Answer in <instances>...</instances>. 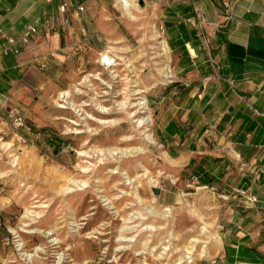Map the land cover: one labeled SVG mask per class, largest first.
I'll return each instance as SVG.
<instances>
[{
  "label": "rangeland",
  "instance_id": "obj_1",
  "mask_svg": "<svg viewBox=\"0 0 264 264\" xmlns=\"http://www.w3.org/2000/svg\"><path fill=\"white\" fill-rule=\"evenodd\" d=\"M134 2L131 19L119 0H87V31L79 14L39 58L41 82L0 101V264L215 256L227 199L174 174L153 106L174 83L171 52L155 6Z\"/></svg>",
  "mask_w": 264,
  "mask_h": 264
},
{
  "label": "crops",
  "instance_id": "obj_2",
  "mask_svg": "<svg viewBox=\"0 0 264 264\" xmlns=\"http://www.w3.org/2000/svg\"><path fill=\"white\" fill-rule=\"evenodd\" d=\"M62 1L0 0V101L41 82L36 64L67 39L64 18L77 25L72 9L87 0H65L64 13ZM143 1L159 12L174 73L153 105L159 141L184 185L227 199L216 254L200 264H264V0ZM28 23L36 32L12 48Z\"/></svg>",
  "mask_w": 264,
  "mask_h": 264
},
{
  "label": "built area",
  "instance_id": "obj_3",
  "mask_svg": "<svg viewBox=\"0 0 264 264\" xmlns=\"http://www.w3.org/2000/svg\"><path fill=\"white\" fill-rule=\"evenodd\" d=\"M70 8V4L67 1H62L59 6H58V10L62 13L66 12L68 9ZM84 7L83 5H77L76 7H74L72 9V14L73 16H78L79 14H81V12L83 11ZM229 9V7H228ZM230 10V9H229ZM228 10V11H229ZM228 17H232L231 12H228ZM69 24V18L65 17L63 20V25L66 26ZM36 32V25L33 23H28L27 25H25L22 33L16 37H10L8 39V42L10 45H12V48L18 44V43H28L30 40V37ZM8 47L4 48L3 50L5 51ZM249 200H255V197H250Z\"/></svg>",
  "mask_w": 264,
  "mask_h": 264
},
{
  "label": "bare ground",
  "instance_id": "obj_4",
  "mask_svg": "<svg viewBox=\"0 0 264 264\" xmlns=\"http://www.w3.org/2000/svg\"><path fill=\"white\" fill-rule=\"evenodd\" d=\"M119 2H120L121 10L124 11L125 14L127 13L131 19H134V17L131 15L130 8H129V6H135L136 5L134 0H119ZM164 48H166L165 45H164ZM108 52H109V50L107 49V50L102 51L100 53V61H102L107 66H111V65H114V59L111 56H109ZM139 92H141V91L136 89V90H134L133 93L137 94ZM145 104H146V99L144 98V96L141 97L140 101L135 103L136 106H138V105L144 106ZM145 122H146V119H141L139 121V123H145Z\"/></svg>",
  "mask_w": 264,
  "mask_h": 264
}]
</instances>
